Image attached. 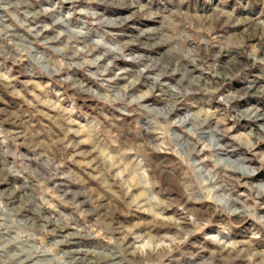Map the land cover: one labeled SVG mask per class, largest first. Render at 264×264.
I'll return each instance as SVG.
<instances>
[{
    "label": "rangeland",
    "instance_id": "374dc122",
    "mask_svg": "<svg viewBox=\"0 0 264 264\" xmlns=\"http://www.w3.org/2000/svg\"><path fill=\"white\" fill-rule=\"evenodd\" d=\"M10 2L0 8V215L12 228L0 238L36 230L37 243L63 239L84 264H264V0ZM173 87L191 94L172 118L202 121L213 145L197 142L199 172L185 163L184 128L166 132L152 116ZM121 89L123 101L104 99ZM153 244L157 255H139ZM18 250L0 255L12 264Z\"/></svg>",
    "mask_w": 264,
    "mask_h": 264
},
{
    "label": "clouds",
    "instance_id": "9594fccd",
    "mask_svg": "<svg viewBox=\"0 0 264 264\" xmlns=\"http://www.w3.org/2000/svg\"><path fill=\"white\" fill-rule=\"evenodd\" d=\"M13 5L10 0H0V8H4L7 10L11 8ZM2 31V30H0ZM75 35L78 37L85 36L86 33L83 29H76L74 30ZM60 35H65V33H61ZM96 46H104V42L102 39H98L94 42ZM112 52L120 51L117 47H112L109 49ZM103 57H96L94 60H85V64H96L98 60L102 59ZM59 64V62H57ZM163 73H158L154 77V83H159L162 78ZM0 78L8 79L3 73H0ZM127 89H121L120 91H116L115 94L111 97H104V99L108 102L114 101H123ZM150 93H144L139 97L132 98L129 103H138L139 101H143ZM191 94L186 90H182L179 88H170L168 96L172 100V103L165 105L163 108L157 109L153 114V119L155 125L160 127L161 124L164 125L165 131L171 133L174 128L183 127L185 132L188 134L185 140L183 141L185 147L188 149V153L184 156L185 163L188 165L190 169L195 168L197 172L200 171L197 168V165L203 164V161L197 160L195 163L190 159L191 155L197 152V142L203 146L204 149L208 151L213 150V145L211 142L206 141L202 138V134L200 132V127L202 126L203 122L199 121L197 124H192V118L190 117H183L182 119H173L172 113L176 110V102L183 96ZM188 125H192L188 127ZM220 132L221 135L226 133L225 129L219 127V125L213 130ZM217 147L219 145H216ZM210 159L212 157H209ZM46 165L49 167H54L55 162L52 160L51 157H48L45 161ZM219 166V165H217ZM231 171L240 172L242 175H250L253 173L254 170L249 169L248 167H240V168H232ZM141 179H143L144 173L141 172ZM195 175V173H194ZM216 174L215 169H212L211 172L204 171L203 176L199 177L196 180V186H198L199 191H205L208 187V181L215 180ZM153 200H156V197H152ZM217 204H223L224 200L216 199L214 201ZM5 207L2 202H0V212H4ZM68 222L74 223L75 219L73 217L67 218ZM60 227H63V223H60ZM12 228V224H10L6 217L0 215V237H3L4 232H8L9 229ZM52 235H55L53 233ZM40 239L38 232L36 230H22L17 232L16 235L12 238L11 241H7L5 238H0V254L5 253L8 243H15L17 244L18 251L12 253L8 260L12 261V264H77L76 260L72 257L70 252H66L62 249V243H65L63 239H56L54 241H49L43 245L37 243ZM172 244L176 243H183L187 237L183 239L179 238H170ZM163 245H152V249L155 250L157 247H162ZM0 264H7V260L0 255Z\"/></svg>",
    "mask_w": 264,
    "mask_h": 264
},
{
    "label": "bare ground",
    "instance_id": "6f19581e",
    "mask_svg": "<svg viewBox=\"0 0 264 264\" xmlns=\"http://www.w3.org/2000/svg\"><path fill=\"white\" fill-rule=\"evenodd\" d=\"M250 110H252L251 112H252V114L253 115H255L256 114V112L254 111V110H256V109H250ZM255 121H257V119H254ZM228 160V159H227ZM229 163V165L228 166H230L231 167V169L232 168H240V167H245V166H243V165H241V164H237V163H235V162H227V164ZM229 170H230V168H229ZM0 174H1V169H0ZM218 186L216 187V190L214 189V191H218ZM263 189V188H262ZM11 195V194H10ZM219 199H222V200H224V203L223 204H226V205H230V197L229 196H223V195H220L219 196ZM17 206V205H16ZM21 206V205H20ZM17 209V208H16ZM20 209V208H19ZM24 209V208H23ZM31 212V211H30ZM32 214V213H31ZM237 214H239V213H237ZM27 217V216H26ZM30 217V216H29ZM56 225V224H55ZM160 250H162V249H158V248H156L155 250H153V249H150V250H145V252H140L139 253V255L142 257H144V258H150L151 256H153V253H155L156 255H157V253L158 252H160ZM91 260H93V259H91ZM96 260V259H95ZM92 261H89V264L91 263ZM95 262V261H94ZM87 263V262H86ZM77 264H84V261H78L77 262ZM92 264V263H91ZM94 264V263H93Z\"/></svg>",
    "mask_w": 264,
    "mask_h": 264
}]
</instances>
